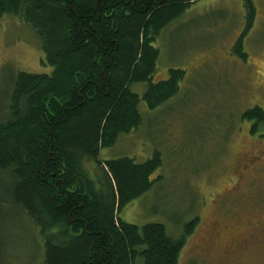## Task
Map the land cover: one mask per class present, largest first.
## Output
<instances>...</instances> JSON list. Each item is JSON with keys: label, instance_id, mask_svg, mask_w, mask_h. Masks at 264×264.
<instances>
[{"label": "trees", "instance_id": "1", "mask_svg": "<svg viewBox=\"0 0 264 264\" xmlns=\"http://www.w3.org/2000/svg\"><path fill=\"white\" fill-rule=\"evenodd\" d=\"M195 1L0 0V17L23 16L54 68L51 75L18 73L11 116L0 124V172L11 173L14 203L44 236L43 264H178L199 218L174 238L163 224L139 226L121 216L153 187L161 152L138 163L102 161L100 151L141 125L142 100L156 109L179 92L184 69L152 82L160 57L155 42ZM244 3L251 26L255 7ZM137 82H149L143 95L131 90ZM242 119L264 139L262 107ZM88 161L102 170L100 185Z\"/></svg>", "mask_w": 264, "mask_h": 264}, {"label": "rangeland", "instance_id": "2", "mask_svg": "<svg viewBox=\"0 0 264 264\" xmlns=\"http://www.w3.org/2000/svg\"><path fill=\"white\" fill-rule=\"evenodd\" d=\"M252 1L251 26L244 0H197L164 28L155 42L160 57L152 82L184 69L179 92L156 109L142 100L141 125L100 151L102 161L138 163L161 152L153 187L121 216L139 226L163 224L174 238L199 218L178 264H264V139L242 119L249 108L264 109V0ZM53 70L34 27L21 15L1 16L0 124L11 116L18 73ZM148 87L137 82L131 90L143 95ZM85 166L99 180L96 162ZM11 177L0 172V264H43L44 236L14 203ZM237 209L240 219L232 217ZM248 217L252 227L244 223Z\"/></svg>", "mask_w": 264, "mask_h": 264}, {"label": "flooded vegetation", "instance_id": "3", "mask_svg": "<svg viewBox=\"0 0 264 264\" xmlns=\"http://www.w3.org/2000/svg\"><path fill=\"white\" fill-rule=\"evenodd\" d=\"M242 209H237L235 210L234 214H233V218H241L242 217ZM245 224H247V226H250L252 227L254 224H253V221L250 219V217H248V219L244 222ZM222 229V228H221ZM226 230H229L228 227H225ZM235 230V229H234ZM247 236V234H246ZM247 238H254V236L250 233V235H248Z\"/></svg>", "mask_w": 264, "mask_h": 264}]
</instances>
